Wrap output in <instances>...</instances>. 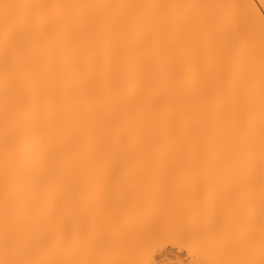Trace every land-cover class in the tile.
<instances>
[{
  "label": "snow or ice",
  "instance_id": "snow-or-ice-1",
  "mask_svg": "<svg viewBox=\"0 0 264 264\" xmlns=\"http://www.w3.org/2000/svg\"><path fill=\"white\" fill-rule=\"evenodd\" d=\"M168 246L264 264V0H0V264Z\"/></svg>",
  "mask_w": 264,
  "mask_h": 264
},
{
  "label": "bare ground",
  "instance_id": "bare-ground-1",
  "mask_svg": "<svg viewBox=\"0 0 264 264\" xmlns=\"http://www.w3.org/2000/svg\"><path fill=\"white\" fill-rule=\"evenodd\" d=\"M211 2H218V3H242L243 2V0H211ZM176 254H177V256H176ZM173 253L172 254V252H169V253H167V251L165 250L164 251V254L161 256V254H157L156 256H157V260L159 261L160 260V258L162 259V261L163 260H166V261H168V262H173V261H175V259H173V258H177L176 259V261H179V258H178V253ZM180 257V256H179ZM154 258V259H155Z\"/></svg>",
  "mask_w": 264,
  "mask_h": 264
},
{
  "label": "rangeland",
  "instance_id": "rangeland-1",
  "mask_svg": "<svg viewBox=\"0 0 264 264\" xmlns=\"http://www.w3.org/2000/svg\"><path fill=\"white\" fill-rule=\"evenodd\" d=\"M166 251H167V253H169V252H172V254L173 253H178L179 255H178V258H179V261H181L182 262V264H190V261H191V257H189L188 256V254H187V251L186 250H181V249H179V248H174V247H172V246H168L167 247V249H166ZM176 256H177V254H176ZM180 256V257H179ZM156 258H157V256H155ZM154 257V258H155ZM155 258V259H156ZM158 259V258H157ZM156 259V260H157ZM161 259V258H160ZM173 259H175V261H176V259L177 258H173ZM162 260V259H161ZM158 261V260H157ZM169 261V260H168ZM172 262V261H171ZM171 262H169V264H171Z\"/></svg>",
  "mask_w": 264,
  "mask_h": 264
}]
</instances>
